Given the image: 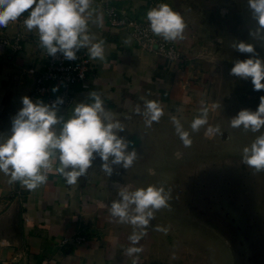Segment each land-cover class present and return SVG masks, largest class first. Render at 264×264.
I'll return each instance as SVG.
<instances>
[{"label": "crops", "instance_id": "0c3cea01", "mask_svg": "<svg viewBox=\"0 0 264 264\" xmlns=\"http://www.w3.org/2000/svg\"><path fill=\"white\" fill-rule=\"evenodd\" d=\"M162 3L179 14L185 24L179 44L191 60L180 70L168 60L140 49L130 29L107 23V7H116L130 19L146 20L148 11ZM183 4V0H92L88 34L95 38L93 42H104V58L93 60L90 88L78 89L75 104L69 108L59 106L58 115L69 118L76 103L91 102L89 93L95 91L114 119L123 125L124 131L119 135L130 142V151L139 129L133 118L145 119L147 101L160 105V119L170 116L171 110L200 117L201 110L214 102L220 120L232 111L238 115L237 99L229 93L230 77H221L216 66L207 64L224 61L225 51L215 48L209 26ZM29 12L0 28L1 38L22 37L21 50L16 51L10 45L0 50L3 138L10 135L12 118L22 108L23 97L47 104L45 98L33 97L36 78L46 63V50L40 47L38 32H29L23 26ZM203 70L207 73L202 74ZM200 75H203L201 79ZM224 108L227 111L222 115ZM134 146L137 149L138 145ZM100 163L99 159L95 160L87 173L72 185L58 172L49 173L46 183L35 190L23 187L18 181L12 182L10 175L0 172V264H149L153 261L151 234L142 231L140 240L133 244L129 237L134 231L138 233L137 229L112 217L111 204L120 198L121 179H106L108 173L101 169ZM75 234H86L88 240L65 243L67 237ZM133 247L140 251L129 255L128 249Z\"/></svg>", "mask_w": 264, "mask_h": 264}, {"label": "rangeland", "instance_id": "374dc122", "mask_svg": "<svg viewBox=\"0 0 264 264\" xmlns=\"http://www.w3.org/2000/svg\"><path fill=\"white\" fill-rule=\"evenodd\" d=\"M183 2L185 9L209 26L214 40L221 42V47L216 43L215 48L225 51L224 61L207 63L208 67L216 66L221 77H230L227 79L231 86L229 93L241 94L238 110H257L264 90L255 91L251 79L236 76L237 85L233 86L231 75L236 61L253 58V54L236 51L234 44L252 45L257 54L255 58L264 60V32L257 33L258 25L252 18L248 0ZM204 73L207 72L203 70ZM244 92L248 99L243 97ZM213 105L215 102L206 107L207 124L198 131L191 128L197 117L187 111L171 110L170 116L150 126L142 117L133 118L139 129L132 146L135 148L137 144L135 150L140 152L129 169L113 167V173L105 175L106 179L120 178L121 189L163 187L169 197L168 206L155 211L147 227L137 228L138 233L152 234L153 261L149 264H243L236 255L246 260L255 256L264 243V170L257 171L243 161V149L264 134V128L256 133L243 127L232 128L230 119L237 116L236 112L220 120ZM173 117L189 133L190 145L185 146L180 139ZM209 127L218 131L209 133Z\"/></svg>", "mask_w": 264, "mask_h": 264}, {"label": "clouds", "instance_id": "9594fccd", "mask_svg": "<svg viewBox=\"0 0 264 264\" xmlns=\"http://www.w3.org/2000/svg\"><path fill=\"white\" fill-rule=\"evenodd\" d=\"M92 0H0V28L16 22L22 14L29 12L23 26L29 31H37L40 47L48 56L60 53L67 60H76L77 52L87 48L91 59L104 58V42H93L89 35V19L92 16ZM252 18L256 21L257 33L264 32V0H248ZM151 31L167 41L182 38L185 24L181 16L167 4H160L147 13ZM233 48L240 53L253 54V58L236 61L231 75L243 80L251 79L255 91L264 90V60L255 58L252 45L239 42ZM58 91L57 88L53 92ZM91 102L76 103L70 117L58 115L63 100L58 98L52 104L42 100L33 101L25 96L22 108L12 118L10 135H0V172L10 175L12 182H20L23 187L35 190L46 183L48 174L58 172L69 185L84 176L97 159L100 167L111 175L113 166L129 169L137 157L130 142L121 137L124 131L120 121L115 120L101 96L89 93ZM216 105H213L215 108ZM143 113L150 126L158 121L162 109L156 101H147ZM139 111V110H138ZM232 128L243 127L253 133L264 128V96L260 97L258 109L241 110L230 119ZM176 131L185 146L191 144L189 133L183 131L179 120L173 117ZM207 124V109L193 120L191 128L198 131ZM218 131L209 127L208 132ZM244 163L264 170V134L259 135L249 147L243 149ZM119 199L111 204V215L121 223H129L134 229H144L154 218V212L168 206L169 197L163 187L148 186L134 191L122 188ZM159 231H166L158 228ZM142 232L136 231L129 237L137 243ZM138 248L128 249L129 255Z\"/></svg>", "mask_w": 264, "mask_h": 264}, {"label": "built area", "instance_id": "2783aa9c", "mask_svg": "<svg viewBox=\"0 0 264 264\" xmlns=\"http://www.w3.org/2000/svg\"><path fill=\"white\" fill-rule=\"evenodd\" d=\"M105 15L108 25L130 29L140 49L160 59L168 60L178 70L186 67L191 60L183 51L179 39L167 41L155 35L151 31L147 19H130L112 6L105 9ZM21 41L20 35L13 40L0 37V50H3L6 45H10L16 51L21 50ZM93 68L94 62L87 50L81 49L77 52V59L71 61L65 59L60 53L54 57L48 56L46 51V63L36 78L33 97L45 98L47 104H52L61 98L63 100L61 107H72L76 102L78 89L90 88L89 79ZM54 88H57L58 91L53 92ZM87 240L88 235L75 234L72 237H67L65 243H83Z\"/></svg>", "mask_w": 264, "mask_h": 264}, {"label": "water", "instance_id": "95a60500", "mask_svg": "<svg viewBox=\"0 0 264 264\" xmlns=\"http://www.w3.org/2000/svg\"><path fill=\"white\" fill-rule=\"evenodd\" d=\"M151 234V233H150ZM152 238V234L150 235ZM228 243L231 245V247L233 248V244L231 243L230 239L225 235ZM150 238V239H151ZM262 247V248H261ZM261 250L259 251L258 255L252 256V257H247L246 260L241 259V257L238 255L237 258L239 260V263H243V264H264V243L260 244Z\"/></svg>", "mask_w": 264, "mask_h": 264}, {"label": "flooded vegetation", "instance_id": "af4514ba", "mask_svg": "<svg viewBox=\"0 0 264 264\" xmlns=\"http://www.w3.org/2000/svg\"><path fill=\"white\" fill-rule=\"evenodd\" d=\"M216 42V41H215ZM218 45H219V47H221V42L219 43V41H217L216 42ZM219 50H220V48H219ZM225 57H226V55H224ZM227 58V57H226ZM233 82H234V85L233 86H236L237 85V82H235L237 79L233 76ZM235 83H236V85H235ZM245 93V92H244ZM236 94H232V96H235ZM240 95L241 94H238V95H236L235 97L237 98L238 97V99H237V101L240 99ZM244 98L246 97V99H248V94H247V96H246V93H245V95L243 96ZM246 104H247V102H246ZM262 248V247H261ZM261 248H259V251L261 250ZM259 253V252H258ZM258 253L256 254V255H258Z\"/></svg>", "mask_w": 264, "mask_h": 264}]
</instances>
